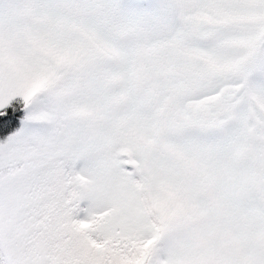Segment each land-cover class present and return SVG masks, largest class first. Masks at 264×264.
Returning <instances> with one entry per match:
<instances>
[{
	"label": "snow or ice",
	"instance_id": "6c2138e0",
	"mask_svg": "<svg viewBox=\"0 0 264 264\" xmlns=\"http://www.w3.org/2000/svg\"><path fill=\"white\" fill-rule=\"evenodd\" d=\"M0 264H264V0H0Z\"/></svg>",
	"mask_w": 264,
	"mask_h": 264
}]
</instances>
